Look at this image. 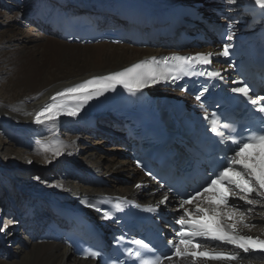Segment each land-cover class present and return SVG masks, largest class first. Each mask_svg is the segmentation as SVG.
Here are the masks:
<instances>
[{"label": "bare ground", "instance_id": "6f19581e", "mask_svg": "<svg viewBox=\"0 0 264 264\" xmlns=\"http://www.w3.org/2000/svg\"><path fill=\"white\" fill-rule=\"evenodd\" d=\"M8 1L11 3L7 4L6 0H0L2 9L0 10V128L8 134L12 145L21 147L25 145L30 150H34V154L29 150L26 155L21 156L24 167L33 159L32 156L39 157L41 161H45L46 156L51 162H65L64 159L71 154L74 144L78 140L82 141L84 136L92 135L84 120L73 118L34 126L31 123L34 112L53 93L63 87L90 77L122 71L143 57L156 54V51L124 45L117 48L115 46L120 45L65 43L51 34L42 22H34L28 18L37 7H43L41 14L43 19L46 18L45 14L48 15L55 8L52 0ZM74 1L81 6L89 4L91 0ZM123 1L144 3L150 8H161L191 0ZM246 1L248 0H237L233 5L226 0L224 8L230 11ZM59 128L69 132L67 143L55 137ZM14 132H17L18 136H14ZM101 138L108 141L104 137ZM102 142L105 143L103 140ZM113 147L114 154L98 156L90 163L78 160L64 163L67 167L62 170L60 180L57 182L37 186L34 181L29 188L24 185L16 189L14 193L25 198L23 209L11 198L9 202H0V213L12 217L22 214L20 223L14 219L10 221L11 223L2 226L7 227L4 231H0V264H93L75 258L62 242L40 240V236L57 223L50 215V206L53 204H68L76 196L91 193L136 195L139 192L132 188V185L140 181L141 176L130 167L129 161L122 158L120 147L115 145ZM57 150L60 151V155L54 154ZM88 152H92L91 157L93 150L90 149ZM10 154V157H13V153ZM0 171L10 175L20 170L13 162L5 164L0 160ZM93 175L101 177L107 186L93 188L88 183L90 176ZM123 179L131 180L132 183L126 184ZM2 184L3 181L0 179V186ZM8 191H14V187L11 186ZM144 191L154 192L155 187L152 184L147 185ZM38 208L43 212H39ZM247 217V223L263 222L262 226H255L253 231L256 235L264 236V210L253 212ZM17 228L22 231L23 237L16 231ZM9 250L14 256L7 260L5 255L9 254ZM236 264H262V261L244 260Z\"/></svg>", "mask_w": 264, "mask_h": 264}, {"label": "snow or ice", "instance_id": "6c2138e0", "mask_svg": "<svg viewBox=\"0 0 264 264\" xmlns=\"http://www.w3.org/2000/svg\"><path fill=\"white\" fill-rule=\"evenodd\" d=\"M229 4L235 5L237 0H227ZM254 4L264 9V0H254ZM227 40L232 39V24L227 28ZM230 44L223 46V55H229ZM212 53L196 54L195 56H173L165 57L157 61L153 58L151 64L137 63L123 71L87 80L82 84L67 88L51 97L52 103L45 106L35 115L34 123L45 125L54 122L60 116H77L83 104L103 96L107 91H115L117 85L122 86L130 93H139L143 89L159 84L161 81L178 80L181 75H197L192 71L196 64L209 65ZM169 60L172 64L169 65ZM163 63L164 68L156 67ZM231 66V65H230ZM203 75L204 73H199ZM209 77L221 78L218 71L207 72ZM235 83V82H234ZM253 89L248 84L233 87L231 92L240 94L247 98L253 105V110L261 114V127L257 129H246L245 132L226 136L225 131L236 133V129L230 123H222L221 114L213 111L211 115H205L204 119L209 121L210 131L224 144L229 140L233 147L229 149L231 155L223 156L222 162L218 164L209 174V179L190 193H185L179 201V210L182 214L175 218L179 228L175 231V240H169L168 244L172 251L167 254L156 255V250L143 240L131 241L136 247L126 249L128 257L134 258L138 264H174L175 260L191 258L193 264L197 259L213 261H235L240 258L237 254L226 251H209L203 243L205 240L218 241L221 244L231 245L235 249L247 254L249 252L264 253V239L241 233L240 228H251L246 222V213L253 211L252 207L244 209V205L255 206L264 203V95L253 98L250 93ZM208 92L204 87L195 96L201 108H205L202 96ZM68 100L76 102V106H69ZM47 150V149H45ZM55 155H60L57 150ZM152 176L151 172L146 173ZM36 179H40L36 177ZM137 188L141 185L137 184ZM258 198V199H257ZM169 197L164 195L158 201L156 207H150L147 211L156 212L160 205H167ZM243 202V204L239 203ZM85 203V201H81ZM119 209L120 205L117 204ZM97 212L102 209L96 208ZM105 219H112L109 212H103ZM7 226L0 227L4 231ZM200 238V239H197ZM119 239H122L119 238ZM151 254V255H149ZM101 255L99 251H88L85 258H97Z\"/></svg>", "mask_w": 264, "mask_h": 264}, {"label": "rangeland", "instance_id": "374dc122", "mask_svg": "<svg viewBox=\"0 0 264 264\" xmlns=\"http://www.w3.org/2000/svg\"><path fill=\"white\" fill-rule=\"evenodd\" d=\"M7 4H10L11 1L6 0ZM0 10L1 7H0ZM6 10V9H5ZM115 47H123V46H115ZM127 47V46H126ZM69 132L63 131L61 128L58 129V132L55 134V137H57L58 140L63 141L64 143H67V137ZM14 136H18L17 132H14ZM28 139V138H27ZM105 141L104 142H102ZM27 141V140H26ZM70 145L73 146L72 143ZM74 148L71 151V154L67 155V157L64 159L65 162L49 161V157L45 156V161L39 160V157H33L29 164L27 166H23V161L21 156L26 155L30 148L24 145V147L12 145L10 143V137L8 134L4 131L3 128H0V160L4 162L5 164H10L13 162L15 166L20 170L18 173L6 175L3 173V171H0V179L3 181V184L0 186V202L3 201L9 202L10 198L12 201H14L18 207L23 209L25 198L19 197L18 194L14 193L16 189L21 188L22 186H26L29 188V185L36 181V185H47L48 183H53L59 181L62 174V170H64L67 165L64 163L71 162V160H78L80 162L84 163H90L93 159L97 158L98 156H111L114 154V147L111 145L108 141L104 140L101 137H92L90 135L84 136L83 140H78L76 144H74ZM92 149L93 154L90 157L92 152H88V150ZM13 153V157H10V153ZM32 151V150H30ZM34 154V150L32 151ZM62 159V158H60ZM130 167H132L131 163H129ZM137 172V171H135ZM138 174V173H137ZM36 177H39L40 179H36ZM15 185V186H14ZM14 187V191H8L10 188ZM3 187V188H1ZM39 212H43L42 209L38 208ZM21 215L18 214L15 217H12V215H7L6 213H0V227L3 226V224H9L11 223V220L17 219L18 223L21 222ZM22 237L24 236L22 234V231L17 228L16 230ZM12 252L9 250V254L5 255V259H11L13 258ZM264 261H262L263 264Z\"/></svg>", "mask_w": 264, "mask_h": 264}]
</instances>
